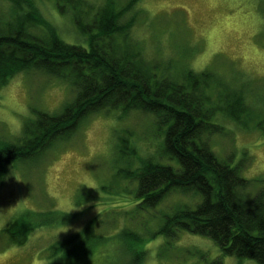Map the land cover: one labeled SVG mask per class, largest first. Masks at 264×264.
I'll return each instance as SVG.
<instances>
[{
  "label": "rangeland",
  "instance_id": "rangeland-1",
  "mask_svg": "<svg viewBox=\"0 0 264 264\" xmlns=\"http://www.w3.org/2000/svg\"><path fill=\"white\" fill-rule=\"evenodd\" d=\"M35 1L42 27L54 29L66 42H85L72 14H61L53 0ZM140 3L133 41L144 58L161 66V78L183 83L180 77L190 69L214 76L210 88H204L208 106L215 109L213 122L220 128L210 147L221 161L242 167L243 177L252 181L248 195L256 194L264 187V133L258 128L264 119V0ZM13 16L11 3L0 0V20L12 21ZM31 32L42 35L45 30ZM74 95L69 84L42 72L14 76L0 86V138L16 142L30 118L38 112L59 113ZM230 111L241 117L233 119ZM153 119L139 111L94 113L67 139L10 165L0 185V264H47L51 245L90 227L99 246L91 261L87 256L81 264H133L122 234L142 256L141 264H257L222 255L206 236L181 232L176 241H168L161 235L168 216L195 208L201 197L171 190L150 208L137 199L134 171L144 162L178 167L161 154L162 136L154 130ZM123 137L134 149L130 157L118 152ZM45 213L57 220L34 226L21 245L1 232L15 220L19 235L23 224L31 220L35 225L46 219Z\"/></svg>",
  "mask_w": 264,
  "mask_h": 264
},
{
  "label": "trees",
  "instance_id": "trees-1",
  "mask_svg": "<svg viewBox=\"0 0 264 264\" xmlns=\"http://www.w3.org/2000/svg\"><path fill=\"white\" fill-rule=\"evenodd\" d=\"M7 1L14 18L5 23L0 20V86L18 74L42 72L69 84L75 95L59 113L38 112L30 118L16 142L0 138V185L10 165L67 139L90 115L111 110L124 114L139 111L152 115L154 130L162 136L161 154L178 167L144 162L134 171L137 199L150 208L171 190L195 192L201 197L195 208H183L168 216L160 227L161 235L168 241H176L181 232L206 236L217 243L224 256L264 264V187L248 195L252 181L243 177L242 167L221 161L210 147L211 136L220 128L213 122L215 109L208 106L204 88H210L214 76L209 71L190 69L180 77L183 83H177L158 75L161 66L144 58L132 37L142 11L140 0L123 4L117 0L102 4L53 0L61 14H72L76 28L85 37V42L78 44L66 42L54 29L41 26L35 0ZM32 29L45 32L36 35ZM230 113L235 120L241 117L240 113ZM258 128L264 133V119ZM118 149L121 156L134 155L126 137L121 138ZM43 216L46 219L35 225L31 220L23 224L25 230L19 235L15 220L1 232L21 245L34 226L57 220L54 214ZM122 235L121 242L128 245L133 264H141L142 256L131 250L130 242ZM95 236L90 227L89 231L58 240L48 248L51 252L47 264H81L87 256L91 261L99 246ZM213 264L222 262L216 260Z\"/></svg>",
  "mask_w": 264,
  "mask_h": 264
},
{
  "label": "clouds",
  "instance_id": "clouds-1",
  "mask_svg": "<svg viewBox=\"0 0 264 264\" xmlns=\"http://www.w3.org/2000/svg\"><path fill=\"white\" fill-rule=\"evenodd\" d=\"M71 211V210H70Z\"/></svg>",
  "mask_w": 264,
  "mask_h": 264
}]
</instances>
